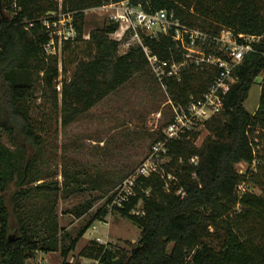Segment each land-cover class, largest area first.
I'll list each match as a JSON object with an SVG mask.
<instances>
[{"label": "trees", "instance_id": "trees-1", "mask_svg": "<svg viewBox=\"0 0 264 264\" xmlns=\"http://www.w3.org/2000/svg\"><path fill=\"white\" fill-rule=\"evenodd\" d=\"M6 1L12 18L3 14L0 4V129L9 134L16 150L5 147L0 137V264H28L40 252L59 250L62 264H73L68 262L69 254L96 221H105L117 192L68 246L59 242L53 201L61 187L32 173L44 139L42 123L32 116L31 104L42 86L52 100L55 116L67 127L149 69L141 47L121 52V43L110 37L119 29L118 23L96 28L86 38V12L128 1L147 13L166 10L190 28L210 32L228 28L236 34L264 36V0ZM59 11L73 16L77 31L74 39L64 43L61 57L47 55L44 49L49 35L43 20ZM143 41L161 59H183L170 36L143 35ZM83 46L84 58L70 62L74 71L61 82L59 92V79L68 73L66 53ZM263 72L264 39L236 70L237 82L224 97L223 112L205 124L210 136L203 144L196 145L200 132L169 142L170 160L162 166L175 177L169 186L158 174L138 178L129 201L113 207L141 230L138 242L126 241L128 249L91 240L82 257L98 264H264V195L236 190L246 181L236 165L254 160L250 135L255 136L259 129L258 137L264 138V82L258 110L250 113L244 107ZM217 74L215 69L186 70L181 82L170 84L173 99L185 104L191 94L202 96ZM163 137L161 132L156 142ZM196 156L198 166L190 163ZM193 173H197L196 179ZM67 179L78 181L73 175ZM38 182L33 186L39 193L36 197L49 204L39 209L28 187ZM12 187L17 189L8 197ZM140 202L142 212L134 214ZM41 220L43 228H39ZM43 231L47 236L40 240Z\"/></svg>", "mask_w": 264, "mask_h": 264}, {"label": "rangeland", "instance_id": "rangeland-1", "mask_svg": "<svg viewBox=\"0 0 264 264\" xmlns=\"http://www.w3.org/2000/svg\"><path fill=\"white\" fill-rule=\"evenodd\" d=\"M6 2L0 0L3 14L12 18ZM103 7L86 12V37L96 28L112 23L119 24L118 17L123 15L122 10H106ZM74 49L75 47L65 55L68 73L59 79V92L62 89L61 82L70 78L74 71V64L70 62L84 58L83 52L86 50L84 46L76 51ZM120 50L126 52L129 49L121 44ZM58 55L61 57L62 52ZM263 82L264 72L256 79L244 104L250 113L258 110ZM31 105L32 116L42 123L43 129L40 134L44 139L40 157L32 173L45 182H58L61 187L54 193V217L60 230L57 238L59 242L62 241L68 246L97 211L108 202L112 194L150 159L156 140L160 138L164 126L170 121V106L150 69L109 94L67 127H63L60 119L55 116L52 100L45 96L42 86L38 87L36 99ZM260 133L261 130L258 129L255 136L250 135L254 156L252 163L242 161L236 165L237 172L246 179L236 188L239 193L249 191L257 196L264 195V138L258 137ZM0 134L3 145L13 151L16 150L9 134L1 129ZM208 136L209 131L206 127L202 128L196 145L201 146ZM169 160L165 158L162 163L167 164ZM69 175L75 176L78 181L71 182L69 178L67 179ZM253 177L255 181L252 180ZM39 183L28 185L31 188L32 199L39 203L37 209L47 204L45 201L42 202L43 198L36 197L39 193L33 186ZM16 189L17 187H12L8 197ZM181 192L182 190H179V193ZM142 207L143 203L140 202L134 214H140ZM41 222L42 220L39 222V228H43ZM95 225L96 231L93 230L87 238L103 235V238L107 239L110 236L112 240L118 239L115 245L128 249L127 240L132 243L138 242L140 238V229L111 206L105 223L96 221L92 227ZM43 232L38 237L40 240L47 236L46 231ZM85 242L82 240L78 249ZM41 255L37 254L36 258L28 261V264H48L40 257ZM57 259L58 263L53 264H60V255ZM74 261L83 264L77 258Z\"/></svg>", "mask_w": 264, "mask_h": 264}, {"label": "built area", "instance_id": "built-area-1", "mask_svg": "<svg viewBox=\"0 0 264 264\" xmlns=\"http://www.w3.org/2000/svg\"><path fill=\"white\" fill-rule=\"evenodd\" d=\"M103 9L122 10L123 15L118 17L119 29L111 37L127 49L136 46L142 48L149 69L171 110L170 121L162 132L163 139L155 143L150 159L118 188L111 204L113 208L129 201L138 178L158 174L166 180V187L169 186V182L175 177L166 173L162 167L163 159H169V142L200 132L207 121L223 112L224 97L237 82L236 70L249 53L255 52V45L264 36L236 34L228 28L214 32L190 28L166 10L147 13L140 7L131 6L128 1L112 3ZM43 25L49 35V41L44 47L47 55L60 54L64 43L77 36L73 16L69 13H54L43 20ZM161 34L172 37L178 44L183 57L181 61L161 59L144 44L143 35L157 38ZM192 68L199 71L215 69L218 74L212 86L202 96L191 94L185 104L178 103L173 99L170 84L181 82L183 73ZM190 163L198 166L199 157H193ZM193 178H197V173H193Z\"/></svg>", "mask_w": 264, "mask_h": 264}, {"label": "crops", "instance_id": "crops-1", "mask_svg": "<svg viewBox=\"0 0 264 264\" xmlns=\"http://www.w3.org/2000/svg\"><path fill=\"white\" fill-rule=\"evenodd\" d=\"M101 223H105V221L104 222H101ZM106 224H109V223H106ZM96 229H97V225H95L94 227H92V228H90L87 232H86V234L84 235V237L82 238V239H80V241L78 242V244H77V246H76V248H75V250H73L70 254H69V256H68V262H70V263H73V264H77V263H75V259L77 258V259H79L83 264H98L95 260H92V259H88V258H85V257H82L80 254H81V252H82V250L87 246V244L91 241V240H98V241H100L101 243H112V244H116V240H118V239H116V240H112L111 239V237L109 236V237H107V239L105 238H103V235H100L99 237H94V238H87V236L89 235V234H91V232L94 230V231H96ZM140 232H141V230H140ZM82 240H84V241H86L85 242V244L80 248V249H78L79 248V244H80V242L82 241ZM127 241H129V240H127ZM132 243H136V242H132ZM59 252V251H58ZM57 251L56 252H49V253H38V255L39 254H42L40 257H42V259H45L46 260V262L48 263V264H53V263H58V259H57V257H58V255H60V259H61V261H60V264H62L63 263V257H62V255H61V252H59L58 253ZM75 254H77L76 256H75ZM57 255V256H56Z\"/></svg>", "mask_w": 264, "mask_h": 264}]
</instances>
